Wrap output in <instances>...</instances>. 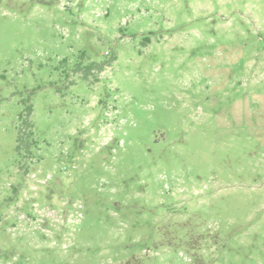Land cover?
<instances>
[{"label":"rangeland","instance_id":"rangeland-1","mask_svg":"<svg viewBox=\"0 0 264 264\" xmlns=\"http://www.w3.org/2000/svg\"><path fill=\"white\" fill-rule=\"evenodd\" d=\"M0 264H264V0H0Z\"/></svg>","mask_w":264,"mask_h":264},{"label":"trees","instance_id":"trees-1","mask_svg":"<svg viewBox=\"0 0 264 264\" xmlns=\"http://www.w3.org/2000/svg\"><path fill=\"white\" fill-rule=\"evenodd\" d=\"M116 60L113 57L110 61L103 63L90 62L87 65L78 64L74 68L76 73L82 74V79L88 81L92 76L96 82H99L98 74L102 73L109 65ZM33 106L29 105L20 114L21 126L17 138L16 151L20 158L32 159L34 150L38 149L39 142L35 139L34 124L31 121Z\"/></svg>","mask_w":264,"mask_h":264}]
</instances>
